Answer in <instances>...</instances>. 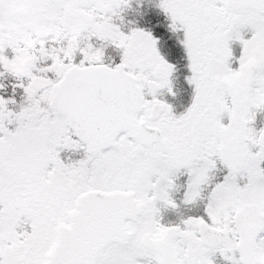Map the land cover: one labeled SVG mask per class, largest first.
Returning a JSON list of instances; mask_svg holds the SVG:
<instances>
[{
	"label": "snow or ice",
	"instance_id": "obj_1",
	"mask_svg": "<svg viewBox=\"0 0 264 264\" xmlns=\"http://www.w3.org/2000/svg\"><path fill=\"white\" fill-rule=\"evenodd\" d=\"M0 264H264V0H0Z\"/></svg>",
	"mask_w": 264,
	"mask_h": 264
},
{
	"label": "flooded vegetation",
	"instance_id": "obj_2",
	"mask_svg": "<svg viewBox=\"0 0 264 264\" xmlns=\"http://www.w3.org/2000/svg\"><path fill=\"white\" fill-rule=\"evenodd\" d=\"M179 99L180 100H177L176 103L179 102L180 104L181 103H185L186 104L187 103V100H188V94H187V92L186 91L185 92H182L181 95H180V97H179Z\"/></svg>",
	"mask_w": 264,
	"mask_h": 264
},
{
	"label": "rangeland",
	"instance_id": "obj_3",
	"mask_svg": "<svg viewBox=\"0 0 264 264\" xmlns=\"http://www.w3.org/2000/svg\"><path fill=\"white\" fill-rule=\"evenodd\" d=\"M177 105H179V103H177Z\"/></svg>",
	"mask_w": 264,
	"mask_h": 264
}]
</instances>
